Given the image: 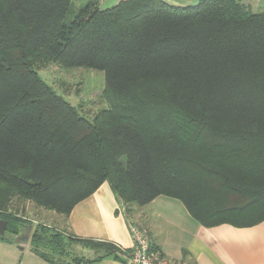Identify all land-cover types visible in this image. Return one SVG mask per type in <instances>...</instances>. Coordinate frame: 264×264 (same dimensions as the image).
<instances>
[{
    "label": "trees",
    "instance_id": "trees-1",
    "mask_svg": "<svg viewBox=\"0 0 264 264\" xmlns=\"http://www.w3.org/2000/svg\"><path fill=\"white\" fill-rule=\"evenodd\" d=\"M76 1L0 0L6 233L32 227V251L61 264L63 239L16 202L70 216L105 183L126 217L168 197L206 227L264 221V12L240 0ZM46 64L104 73L109 110L81 116L39 77ZM80 240L126 264L129 250Z\"/></svg>",
    "mask_w": 264,
    "mask_h": 264
},
{
    "label": "crops",
    "instance_id": "crops-1",
    "mask_svg": "<svg viewBox=\"0 0 264 264\" xmlns=\"http://www.w3.org/2000/svg\"><path fill=\"white\" fill-rule=\"evenodd\" d=\"M126 0H100L107 9ZM172 6H195L200 0H163ZM160 197L143 209H132L124 214L125 207L104 184L95 194L79 203L69 216L70 233L83 240L110 243L122 251L131 250V227L144 228L151 243L161 255L175 264H264V221L251 227L221 224L206 227L197 221L184 204L175 198L162 201ZM173 206L178 202L183 211L173 216L158 215L149 219L147 212L155 205ZM184 214V215H182ZM89 264H124L113 257L92 259Z\"/></svg>",
    "mask_w": 264,
    "mask_h": 264
},
{
    "label": "rangeland",
    "instance_id": "rangeland-1",
    "mask_svg": "<svg viewBox=\"0 0 264 264\" xmlns=\"http://www.w3.org/2000/svg\"><path fill=\"white\" fill-rule=\"evenodd\" d=\"M85 2L78 0L74 3L73 8L78 9ZM240 2L247 10H251L254 13L264 12V0H240ZM37 73L57 95L67 101L84 118L93 121L98 114L109 110V105L104 96V73L84 68L67 69L57 64L37 66ZM161 200L171 201L165 197L161 198ZM174 203H176L174 207L166 205V202L162 206H153L147 212L148 218L152 217L154 219L156 217L155 212L161 216L169 213L177 217L181 214L180 211L186 213L181 204L178 202ZM16 206L19 209L24 206L26 209L25 215L35 227L45 225L60 235L65 243L66 251L56 255L55 259L61 264H72L73 260H83L82 264H89L87 262L90 260L106 255L107 252L99 244L87 243L88 247H85L82 240L68 238L70 235L73 236L68 225V215L61 214L56 210L37 207L31 202H16ZM25 233L26 231L17 236L6 233L4 236H0V264H49L32 251L31 241L23 243L24 240L20 237Z\"/></svg>",
    "mask_w": 264,
    "mask_h": 264
},
{
    "label": "built area",
    "instance_id": "built-area-1",
    "mask_svg": "<svg viewBox=\"0 0 264 264\" xmlns=\"http://www.w3.org/2000/svg\"><path fill=\"white\" fill-rule=\"evenodd\" d=\"M133 247L125 252L122 259L126 264H175L154 249L148 232L139 226L131 227Z\"/></svg>",
    "mask_w": 264,
    "mask_h": 264
},
{
    "label": "water",
    "instance_id": "water-1",
    "mask_svg": "<svg viewBox=\"0 0 264 264\" xmlns=\"http://www.w3.org/2000/svg\"><path fill=\"white\" fill-rule=\"evenodd\" d=\"M7 221L0 219V236H4L7 231ZM32 231V227H28L26 229V233L22 236L21 239L24 240L23 243L25 244L27 241H29L30 233Z\"/></svg>",
    "mask_w": 264,
    "mask_h": 264
}]
</instances>
